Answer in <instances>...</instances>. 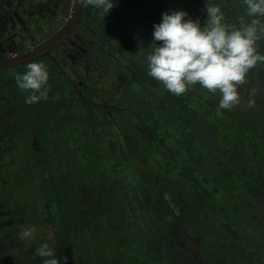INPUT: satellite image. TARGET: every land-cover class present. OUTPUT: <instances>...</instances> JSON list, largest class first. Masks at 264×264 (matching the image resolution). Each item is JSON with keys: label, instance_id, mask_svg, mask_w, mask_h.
I'll return each mask as SVG.
<instances>
[{"label": "flooded vegetation", "instance_id": "obj_1", "mask_svg": "<svg viewBox=\"0 0 264 264\" xmlns=\"http://www.w3.org/2000/svg\"><path fill=\"white\" fill-rule=\"evenodd\" d=\"M112 2L104 13L87 0H0V220L2 207L17 222L46 219L53 236L59 226L73 242L65 257L80 237L93 258L110 242L112 264H264V233L242 211L264 208V64L218 115L219 92L174 95L146 60L163 13L203 26L207 0ZM209 2L239 27L242 0ZM29 63L49 73L38 103L13 76ZM21 190L34 205L5 197ZM15 237L0 235V255Z\"/></svg>", "mask_w": 264, "mask_h": 264}, {"label": "clouds", "instance_id": "obj_2", "mask_svg": "<svg viewBox=\"0 0 264 264\" xmlns=\"http://www.w3.org/2000/svg\"><path fill=\"white\" fill-rule=\"evenodd\" d=\"M242 3L245 15L239 17L238 28L226 23L221 8L209 0L203 26L198 19H185L184 11L163 13L161 22L153 25L152 51L146 57L148 75L174 95H182L197 84L213 94L219 92L217 114H222L220 109L231 110L239 103L238 88L248 73L264 64L258 45L264 39V0ZM87 4L104 13L114 7L112 0H87ZM13 76L18 88L29 94L26 103L47 99L49 73L43 63H29L22 74L14 72ZM32 236V228L21 233V239ZM34 256L41 258L42 264H60L55 248L47 243L37 247Z\"/></svg>", "mask_w": 264, "mask_h": 264}, {"label": "rangeland", "instance_id": "obj_3", "mask_svg": "<svg viewBox=\"0 0 264 264\" xmlns=\"http://www.w3.org/2000/svg\"><path fill=\"white\" fill-rule=\"evenodd\" d=\"M21 192H24V195ZM16 194L17 195L14 196L13 199H11V197L7 195V192H5V197H8L13 207H15V204L18 201L28 203L30 202L29 200H31L32 201L31 204L33 205L35 204L32 199L34 197L33 196L28 197L26 190L18 191V193ZM96 196L97 198H99L100 196L101 200L104 202L103 203L104 206L109 207L108 205H106L107 202L109 203L111 202V198H109L108 194L106 195L102 192V195H96ZM61 198L66 199L63 193L61 195ZM1 210L5 218H2L0 220V235L4 234V236L6 235V237L12 235L14 239H16L15 235H17V237L20 240V241L18 240V244H17L18 246L15 247L16 246L15 241L11 242L10 240L6 238V242L8 245H6L5 248H3V253L2 255H0V258H2L1 261H6V263H3V264H14L17 262L19 258L21 260V263L26 262L28 264H42V259L34 256V252H35V249L43 243H47L49 247L55 248L56 259L60 262V264H112V261L114 260V256L113 257L111 256V251H105L107 247L108 248L110 247V242H107V243L104 241L99 242V249L105 253L106 257H104L103 255V256H100L99 258L98 257L93 258L91 249L89 247H85L81 245L82 238L80 237L78 238L76 242H74L76 243V247L74 245L75 250H70V252L68 251L69 254L66 255L67 259L65 260L64 259L65 256H63L62 252L67 250L69 245L70 246L73 245V242H70L68 238H66L65 236H63V239L61 241L59 237V232L61 235H63V232H62V229L60 230L59 226H58L59 231L56 232L55 235L53 236V233H52L53 228L55 230L57 226L53 227V225H48L47 224L48 222L46 221V219L42 218L43 220L41 219L39 221V224H36V223L29 224L23 221L26 219L25 217L26 215H23L24 216L22 217L23 220H19L20 222L19 223L16 221L15 217L13 216L14 215L13 213L10 212V215H7V211L8 210L11 211L10 208L6 210L5 208L2 209L1 207ZM30 211L33 213L35 212L34 209L32 208L30 209ZM242 211L246 212L247 215L249 216V220L252 221L253 223L252 231L256 232L257 234L258 233L263 234L264 233V208L260 207L259 205L254 206L252 204L248 206L247 208L243 209ZM17 215H18L17 217H20V214H17ZM43 215H45V213H43ZM252 217L254 219H252ZM0 218H1V215H0ZM26 228L33 229L32 239H21V233ZM88 229H90V227ZM215 229L216 231L218 229L221 230V231L219 230L217 231V233L219 234H222L223 233L222 231L224 230L226 235H229L230 237H235V234H238L237 231L234 232L235 231L234 227H231L230 225L227 226V224H226V227H224V229L222 227L218 228L217 226ZM239 240H240L239 242L241 243L242 242L241 240L243 239L240 238ZM83 244L87 246L88 242H83ZM0 250H2L1 247H0ZM80 250L82 251V254ZM19 251L22 252L20 256H19ZM94 261H96V263H94ZM142 263L143 262L140 261V264ZM114 264H117V263L114 262ZM144 264H146V262H144Z\"/></svg>", "mask_w": 264, "mask_h": 264}]
</instances>
